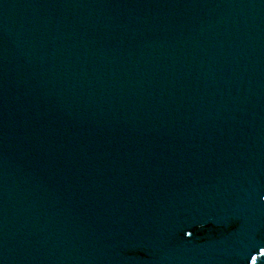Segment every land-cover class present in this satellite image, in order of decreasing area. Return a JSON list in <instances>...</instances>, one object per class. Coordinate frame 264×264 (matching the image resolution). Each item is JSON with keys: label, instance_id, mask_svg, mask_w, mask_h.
Instances as JSON below:
<instances>
[{"label": "water", "instance_id": "obj_1", "mask_svg": "<svg viewBox=\"0 0 264 264\" xmlns=\"http://www.w3.org/2000/svg\"><path fill=\"white\" fill-rule=\"evenodd\" d=\"M0 264H264V0H0Z\"/></svg>", "mask_w": 264, "mask_h": 264}]
</instances>
